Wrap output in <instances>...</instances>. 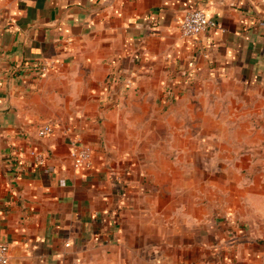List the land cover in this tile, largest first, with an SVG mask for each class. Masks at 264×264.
Returning a JSON list of instances; mask_svg holds the SVG:
<instances>
[{"label":"crops","instance_id":"crops-1","mask_svg":"<svg viewBox=\"0 0 264 264\" xmlns=\"http://www.w3.org/2000/svg\"><path fill=\"white\" fill-rule=\"evenodd\" d=\"M194 10L221 27L183 38ZM0 241L10 264H264V0H0Z\"/></svg>","mask_w":264,"mask_h":264},{"label":"built area","instance_id":"built-area-1","mask_svg":"<svg viewBox=\"0 0 264 264\" xmlns=\"http://www.w3.org/2000/svg\"><path fill=\"white\" fill-rule=\"evenodd\" d=\"M220 27V23L212 19L204 10H194L184 16L179 29L183 38H193L200 37L210 30ZM50 67H52V64L45 63L37 70L44 74ZM54 132V126L45 125L38 130V136L44 139L52 136ZM70 157L77 171L89 172L96 169L93 150L90 147L82 146L78 142H74L70 149ZM15 158L19 167L23 166L26 158L31 159L39 167H45L49 159L44 152L36 149H29L22 152L17 151ZM0 264H10V247L1 241Z\"/></svg>","mask_w":264,"mask_h":264}]
</instances>
